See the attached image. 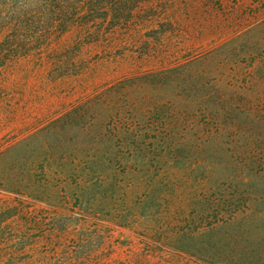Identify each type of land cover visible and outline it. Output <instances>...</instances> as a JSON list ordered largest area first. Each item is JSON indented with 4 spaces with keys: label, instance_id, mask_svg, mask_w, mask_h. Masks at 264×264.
Instances as JSON below:
<instances>
[{
    "label": "trees",
    "instance_id": "trees-1",
    "mask_svg": "<svg viewBox=\"0 0 264 264\" xmlns=\"http://www.w3.org/2000/svg\"><path fill=\"white\" fill-rule=\"evenodd\" d=\"M153 8L0 0V111L20 65L77 77L88 50L121 58ZM246 40L126 75L0 143V264H264V49Z\"/></svg>",
    "mask_w": 264,
    "mask_h": 264
},
{
    "label": "rangeland",
    "instance_id": "rangeland-1",
    "mask_svg": "<svg viewBox=\"0 0 264 264\" xmlns=\"http://www.w3.org/2000/svg\"><path fill=\"white\" fill-rule=\"evenodd\" d=\"M152 2L151 22L136 33L131 45L122 51L124 54L121 58L106 56L104 52L96 55L88 50V68L77 77L59 81H50L45 70H35L32 63H24L6 75L2 81L5 97L0 111V143H12L27 134L28 129L63 113L126 75L177 62L174 55L201 57L237 34H245L250 45L243 54L264 49V0ZM121 38V34L117 36L118 41ZM236 69L242 71L243 64L239 63ZM260 84L264 89V80ZM261 187L264 188V185ZM260 209L264 213V206ZM127 262L135 264L130 259Z\"/></svg>",
    "mask_w": 264,
    "mask_h": 264
}]
</instances>
